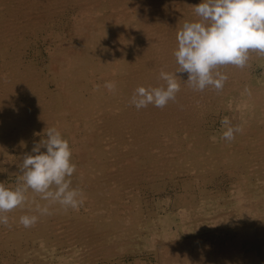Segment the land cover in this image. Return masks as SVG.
<instances>
[{
  "label": "bare ground",
  "instance_id": "obj_1",
  "mask_svg": "<svg viewBox=\"0 0 264 264\" xmlns=\"http://www.w3.org/2000/svg\"><path fill=\"white\" fill-rule=\"evenodd\" d=\"M200 2L0 0V169L19 172L39 136L56 127L67 134L81 181L91 182L83 193L90 208L65 211L51 204L50 215L25 228L19 218L39 216L36 204H49L29 190L28 203L6 213L9 226L0 225L1 264L85 263L91 254L117 251L148 218L135 195L120 203L122 218L100 215V206L111 208L121 190L163 179L183 180L176 203L183 204L179 227L186 236L166 234L168 242L158 248L174 257L162 264H175L177 257L179 264H264V55L250 52L244 68L219 66L228 77L219 91H196L188 74L178 73L175 101L140 110L130 103L136 88L159 87L161 71H177L176 34L185 21L199 20L193 6ZM38 35L49 44L43 67L27 59V37ZM106 82H114L115 90ZM210 114L227 117L242 131L232 141L205 134ZM222 169L233 186L202 196L213 214L196 223L189 183L205 182Z\"/></svg>",
  "mask_w": 264,
  "mask_h": 264
},
{
  "label": "clouds",
  "instance_id": "obj_2",
  "mask_svg": "<svg viewBox=\"0 0 264 264\" xmlns=\"http://www.w3.org/2000/svg\"><path fill=\"white\" fill-rule=\"evenodd\" d=\"M193 8L199 20L185 21L176 34L177 48L173 55L177 71H161L159 78L164 83L159 87L136 88L130 103L137 110L150 104L163 108L169 101H175L180 90L178 73H187L186 82L196 91L207 87L219 91L228 79L217 70L219 66L244 68L250 52L264 55V0H201ZM105 87L114 91L115 83L106 82ZM221 125L226 129L221 138L227 141L242 131L231 126L227 117ZM71 158L72 150L62 133L56 127L48 128L44 138L34 144L31 153L25 154L18 165L17 186L9 188L0 182V225L9 226L6 213L24 207L29 190L49 204H36L35 212L39 216L22 215L19 224L25 228L37 223L40 216L50 215L51 204H58L65 211L78 210L84 194L72 188L68 179L76 171Z\"/></svg>",
  "mask_w": 264,
  "mask_h": 264
},
{
  "label": "rangeland",
  "instance_id": "obj_3",
  "mask_svg": "<svg viewBox=\"0 0 264 264\" xmlns=\"http://www.w3.org/2000/svg\"><path fill=\"white\" fill-rule=\"evenodd\" d=\"M38 37H39V35H38ZM38 37L36 39H35V37H33V39L30 37H27L28 44H29L28 50L30 51V54L28 55L29 57L27 59L31 62L33 61L38 66L43 67V66H47L49 64V61H50L49 52L46 48V46L48 47L49 44L47 42H45V40L42 38L43 37L42 35H40L39 39H38ZM29 41H30V43H29ZM31 43H32V45H31ZM41 52H43V53H41ZM263 67H264V65L260 66V69H259L260 72L259 73L264 71ZM44 74H45V71H44ZM210 115H207L205 118V119H207V120H205V123H204L205 134L212 133V134H215L221 138L222 133L224 131V127L222 125H220L223 116L221 115L219 118L218 115H215V114H210ZM240 123H241V121H240ZM211 126H213V127H211ZM212 128H214V129H212ZM62 135L68 141L67 134H62ZM42 138H44V133H42L39 136V141ZM248 150H250V148ZM42 151H43V149H42ZM71 159H72V162L76 165V171L73 173V175L70 178H68L71 180V187L76 188V189H80V190H82L83 193L87 192L88 190H91V188L89 187L91 182L89 181V182H87V184H85L86 182H82L83 180L81 181V179H80L81 175L79 176L80 172L78 170V167L80 165L78 164L77 160L75 161L76 158L73 156V153H72ZM19 175H20V173L18 171H17V173L16 172H6V170L4 168H2V169H0V182H3L4 184H6V186L9 188H11V187L15 188L17 186L16 184L18 183ZM222 176L223 177L225 176V177L223 178ZM217 177H218V179H217ZM7 178H9V179H7ZM176 180L175 181H173V180H167L166 181L165 179H163L160 182H158V184H156L155 186L149 185L148 183L145 182V183H143L142 186L140 185L141 186V188L139 189L140 192H139V190H137V189L133 188V186H131L129 188H126L125 190H121L122 193L119 190L121 195L119 194V197L116 201H115L114 196L110 197V199H108V201L114 200L115 201L114 204L112 202H108V201L106 204L112 203L113 206L111 208L106 207L107 209L106 208L103 209L102 206H100V208L102 209V210L100 209V215L106 217L108 215V213L109 214L111 213L115 217L121 216V218H122L124 211H122V210L120 211L119 207L122 206L125 202H129L130 198H132L135 195L136 201H137L136 204L138 205L139 204L138 202H141V207H142L143 212H144L143 214H145L144 218H148V220L144 219L145 220V223L143 222L144 226L142 225L138 229L135 228L134 231L128 237V240L125 239L123 241L124 243L123 242L121 243L122 245L117 251L111 252L108 254L99 253L100 256L98 253H97V255L95 254L96 256H93L94 254H91V257H89L90 260L86 261L85 263L82 262V258L80 256L81 260H79V261L76 260V261H73L69 264H79V263L80 264H99V262H100V264H106L107 261H108L107 264H147V263L148 264H162V262H164L165 259H166V261L169 262L172 259V257H174V252L170 251V252L166 253V252H164L165 248H162V249L158 248V244L160 243V241L168 242V240H167L168 236L167 235L169 232H172V231L179 230L178 238L186 236V235H184L185 234L184 229L181 228L182 227L181 226L182 219H180L183 217V215H182V212H183V206L182 205L183 204L179 205L176 203L178 196L184 192L183 186H182L183 180L179 179L178 182ZM81 182L83 183V185ZM233 182H234L233 178H230L227 175V173L224 172L223 169L218 171L216 177H214L212 179L209 177V179L206 180L205 182H202V183L201 182L200 183L199 182L194 183V181L190 182L189 183V185L191 187L190 191L194 192V194H193L194 199L197 200V205L192 206L195 210L191 209L192 217L194 219L193 221H195L196 223H200V221L202 222V220H201L202 218L208 217V216L210 217L213 214V213L208 214L210 206L208 204L203 205V203H202L203 197L202 196H204L209 191V192H212V197H215L216 196V190L225 189V188H228L226 190H230L233 186ZM200 189H202L204 191L203 194H202V191ZM211 189H213V190H211ZM134 191H135V194H134ZM213 191H215V192H213ZM227 192L229 193V191H227ZM131 194H133V195H131ZM126 195H129V196H126ZM137 195H138V197H137ZM125 196L129 197V198H126ZM125 199H127V200H125ZM83 204L84 205L81 206L82 207L81 212H83L87 207L90 208L89 206H87L89 204V200L87 198L84 200ZM199 204H200V207H199ZM197 207H199V208H197ZM113 212L116 214H114ZM119 212H122V213H119ZM147 216H150L151 219ZM171 218L173 219L172 221H171ZM198 220H200V221L198 222ZM179 226H181V227H179ZM152 235H153V237H152ZM161 237H162V239H160ZM130 238H132V239H130ZM183 250L186 251V249H183ZM131 252H133V253H131ZM135 252H137V253H135ZM67 254H71V251L70 252L67 251ZM67 254H66V252H64V255H67ZM116 254H118V255H116ZM119 254H121V255H119ZM132 254H134V255H132ZM101 255H102V257H101ZM112 255H113V257H112ZM117 256H119V257H117ZM104 260H107V261H104ZM176 261L177 262L175 264L180 263V259L178 257L176 258ZM0 264H1V261H0ZM168 264H170V263H168Z\"/></svg>",
  "mask_w": 264,
  "mask_h": 264
}]
</instances>
